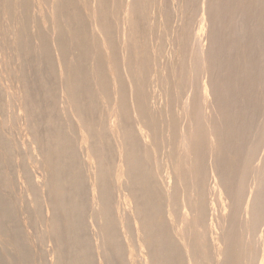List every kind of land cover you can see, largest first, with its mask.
Segmentation results:
<instances>
[{"label": "bare ground", "instance_id": "1", "mask_svg": "<svg viewBox=\"0 0 264 264\" xmlns=\"http://www.w3.org/2000/svg\"><path fill=\"white\" fill-rule=\"evenodd\" d=\"M108 1L0 0V66L13 80L1 69L10 84H0L9 96L0 109V264H264V158L255 142L264 135V0H179L169 8L181 21L173 27L163 0ZM228 11L239 14L235 25ZM141 19L144 32L161 27L167 36L172 27L168 55L164 36L139 33ZM231 52L237 70L227 65ZM27 57L26 68L46 76L38 83L22 66ZM249 76L260 77V92ZM34 89L52 103L36 104ZM231 110L251 111L256 124L241 125L244 114ZM22 121L29 144L12 132ZM42 122L61 126L41 135ZM29 192L36 198L27 201ZM24 204L35 229L41 224L38 237L20 229Z\"/></svg>", "mask_w": 264, "mask_h": 264}, {"label": "rangeland", "instance_id": "2", "mask_svg": "<svg viewBox=\"0 0 264 264\" xmlns=\"http://www.w3.org/2000/svg\"><path fill=\"white\" fill-rule=\"evenodd\" d=\"M110 1H111V0H110ZM110 1H108V2H110ZM150 1L152 2V0H150ZM163 1H165V2L163 3V5H164V8H163V9L166 10V11H164V14L166 13L165 15L170 16V13H169L170 10H173V9H176V8H177L176 6H177V3H178L179 0H163ZM166 1H167L168 3H167ZM170 1H171V2H170ZM185 1H186V0H185ZM111 2H112V1H111ZM187 2H188V0H187ZM187 2H186V3H187ZM189 2H190V0H189ZM189 2H188L187 4H189V6H190V3H189ZM170 3H171V4H170ZM172 3H173V5H172ZM241 3H242V2H241ZM243 3H244V2H243ZM109 4H110V6H108V7H111L112 4H111V3H108V5H109ZM167 4H168V6H167ZM169 4H170V6H169ZM261 4H262V3H261ZM165 5H166V6H165ZM174 5H175V6H174ZM241 5L243 6L244 4H240V6H239L240 9L242 8L241 10H243V7H241ZM172 6H173V7H172ZM166 7H168V9H167ZM171 7H172V8H171ZM174 7H176V8H174ZM261 7L264 8L263 5H261ZM169 8H171V9L169 10ZM44 9H45V11H46V9H47V5H46V8L44 7ZM237 9H239V8L237 7L235 10H237ZM240 9H239V10H240ZM188 10H189V9H188ZM239 10H238V12L241 11V10H240V11H239ZM230 11H231V10H230ZM230 11H228L229 13L227 12L228 14L226 13V14H227L226 16H228V15L230 16V15L232 14V13L230 14ZM243 11H244V10H243ZM261 11H262V10H261ZM261 11H260L258 14H260ZM167 12H168L169 14H167ZM171 12H172V14H171L172 16H170L171 18H170V17L168 18V20L170 19V21L167 20L168 22L166 21L165 23L172 24V25H169V26H172V27H173V26H177V25H178L177 23H181V21L178 22V20L176 19V17L173 16L174 12H173V11H171ZM189 12H190V10H189ZM189 12L187 11V14H188ZM231 12H232V11H231ZM262 12H263V11H262ZM236 13H237V12H235L234 15H237V14H238V13H237V14H236ZM242 13H244V12L241 11L239 14H242ZM239 14H238V15H239ZM258 14H257V15H258ZM261 14H262V13H261ZM165 15H164V16H165ZM188 15H189V14H188ZM234 15L232 14V16H230L231 19H230L229 16H228L229 19L226 17V18H225L226 22H227V21L232 22V21L234 20V18H232V17H234ZM262 15L264 16V14H262ZM262 15L260 16L261 18L263 17ZM158 16H159V15H158ZM167 16H166V17H167ZM189 16H191V14H190ZM189 16H188V18L186 17L187 20H189V18H190ZM240 16H241V15H240ZM256 17L258 18V16H256ZM163 18H164V17H163ZM163 18H162V19H163ZM235 18H236V17H235ZM165 19H166V18H165ZM165 19H164V21H165ZM172 19H173V20H172ZM227 19H228V20H227ZM259 19H260V18H259ZM143 20H144V19H143ZM171 20H172V23H170ZM225 20H224V21H225ZM250 20H251V19H250ZM257 20H258V19H257ZM261 20H262V19H261ZM144 21H146V20H144ZM162 21H163V20H162ZM173 21H174V22H173ZM176 21H177V22H176ZM237 21H238V18H237ZM255 21H256V20H255ZM142 22H143V21H142V19H141V23H142ZM175 22H176V23H175ZM188 22H189V21H188ZM226 22H224V24H223V28H225V26H224L225 24H226V26H228V27H230V28H228V27L225 28V29H226L225 34H226V33H228V34L231 33L232 36L229 35L228 38L231 36L229 39H230V40L232 39V41H233V40L236 41L237 39L235 40V38H237V36L234 37V35H233V34H234L233 31H231V27L233 26V24L231 23L232 26H231L230 24H229V25H230V26H229L227 23H230V22H227V23H226ZM233 22H234V25H235V23H237L236 20H234ZM143 23H144V22H143ZM143 23H142V24H143ZM165 23H164V24H165ZM142 24H141V27H142ZM168 24H165L164 26H162V28H165V26L168 25ZM174 24H175V25H174ZM176 24H177V25H176ZM144 25L147 26V24L144 23V24H143V28H140V29H139V33L142 31L141 35H144V37H147V38L149 39V36H150L151 33H153V32H154V33H155V32H158L159 34H156L155 36H156L157 38H159V40H161V37L164 36V42H165V36H166V33L163 32V34L160 35V32H161L160 30H162L161 27H158L157 29H156V27H155L156 31H154L155 29H153V31H152V30H150L149 28L147 29V27H150V26H147L146 29H147V30H150V32L147 31V30L144 32L143 30H141V29H145ZM166 27H167V26H166ZM172 27H171V29H172ZM235 27H236V26H234V28H235ZM159 28H160V29H159ZM234 28L232 27L233 30H234ZM166 29L168 30V27H167ZM166 29H164L163 31H167ZM171 29L169 28V31H168L169 33L167 32L168 35H170V33H171L170 31H171ZM140 30H141V31H140ZM157 30H158V31H157ZM151 31H152V32H151ZM227 31H228V32H227ZM32 32H34V35H35V31H32ZM148 32H149V33H148ZM161 33H162V32H161ZM164 34H165V35H164ZM258 34H259V33H258ZM261 34H262V33H261ZM261 34L258 35V36H259L258 39L260 38L259 40H261V39L263 40V38L260 37ZM30 35H31V34H30ZM32 35H33V33H32ZM32 35H31V36H32ZM145 35H146V36H145ZM158 35H159V36H158ZM168 35L166 36V39H167ZM262 35H263V34H262ZM153 36H154V35H153ZM232 37H233V38H232ZM256 37H257V36H256ZM256 37H254L253 42H250V41H251L250 39H252L253 37L250 38L249 41L246 39L247 41H244V42L242 43L243 45H241V46H243V48H245L244 45H245V46H248V45L250 46V44H251V46H253L252 44L254 43ZM262 37H264V35H263ZM31 38L33 39V36H32ZM162 38H163V37H162ZM258 39H256L257 42H256V41H255V42H256V44L258 45V47L260 46V48H261V46H263V45H261V44H263V41L261 40L260 43H259V42H258V41H259ZM157 40H158V39H157ZM237 41H239V40H237ZM155 42H156V41H155ZM155 42H154V45L157 46L156 44H159V45H158L159 48H161L162 45H164V44H163V43H164V42H163V39H162V41H161L162 44H160V42H157V43L155 44ZM249 42H250V43H249ZM261 42H262V43H261ZM165 43H166V42H165ZM246 43H249V44L246 45ZM256 44H254V46H256V48H257V45H256ZM160 45H161V47H160ZM165 45L167 46V43H166ZM165 45H164L163 47H166ZM169 45H170V44H169ZM169 45H168V46H169ZM168 46H167L166 48H164L165 51L167 50V55H168L169 52H171L170 47H168ZM170 46H171V45H170ZM171 48H172V46H171ZM235 48H236V47H235ZM260 48H257L256 50H257V51H260V50H259ZM261 49H262V48H261ZM168 50H170V51H168ZM236 50H237V49H236ZM236 50H232V51L234 52V51H236ZM241 50H242V47L240 48V53H241V52H244V51H241ZM245 51L247 52L246 49H245ZM74 52L77 53L78 51H77V50H72V51L70 52V54H71V53L73 54V55H71V57H73L74 55H77V54H75ZM233 52H231V53H229V54L227 55L228 58L225 57V58L227 59V65H229V66H231V65L233 66V64H230V63H235V62H237V61L233 62V60L235 59V56H234L235 54H234ZM246 52H244V53H242V54H245ZM78 53H79V52H78ZM33 54L35 55V53L33 52L31 56H33ZM70 54H69V55H70ZM232 54H233L234 57H231ZM249 54H250V53H249ZM245 55H247V57H248V53L245 54ZM251 55H252V57L249 55L250 58H253L254 54H251ZM257 55H258V53H257ZM257 55H256V57H257ZM31 56H30V54L28 55V57H31ZM35 56H36V55H35ZM35 56H34V57H35ZM259 56H260V55H258V57H259ZM28 57L26 58V59H28V60H25V59H24L25 61H24V60H23V61H22V60H16V61H18V62L16 63V61H15V62L13 63V65L16 63L15 65L18 67V63H19V66H21V65H20L21 62H19V61H22V66H24V69H25V71H26V69L28 68V67L26 68V66H27V62L29 61V58H28ZM34 57H33V58H34ZM229 57H231V58H229ZM236 57H237V55H236ZM254 57H255V56H254ZM258 57H257L256 59L259 61L260 57H259V58H258ZM33 58L31 57L30 60L32 61ZM165 58H166V56H165ZM165 58L162 57V58H161L162 61H163V59L165 60ZM232 58H233V60H232ZM250 58H249V59H250ZM37 59H38V58L35 57L33 63H36ZM226 59H225V60H226ZM228 59H230L231 62H230V61L228 62ZM254 59H255V58H254ZM254 59H252V60H254ZM31 61H30V62H31ZM223 61H224V60H223ZM250 61H251V60H250ZM255 61H256V60H255ZM24 62H25L26 64H25ZM30 62L28 63L29 65H30ZM39 62H40V61H39ZM31 63H32V62H31ZM33 63H32L31 65L34 66V67H36V68H35V70H36V69H37V66H35V65H37L38 63H36L35 65H34ZM223 63H224V62H223ZM237 63H238V62H237ZM237 63H236V65H237ZM24 64H25V65H24ZM0 65L2 66V64H0ZM4 65H5V64H3V66H4ZM29 65H28V66H29ZM31 65H30L29 68H31L32 70H34V67L32 68ZM38 65H39V64H38ZM1 66H0V73H1L2 70H6L7 68H9L8 65H5L3 68H2ZM7 66H8V67H7ZM224 66H225L224 68L226 69V61H225ZM229 66H227V71H231V70H233V69L237 70L236 67H238V65H237V66L234 65L235 67L233 66L234 68L232 67V68H233V69H232V68L229 67ZM10 67H11V66H10ZM239 67H241V64L239 65ZM4 68H5V69H4ZM29 68H28V69H29ZM228 68H231V69L228 70ZM1 69H2V70H1ZM9 69H10V68H9ZM9 69H7V73H8V75H9L8 77H9V78L11 79V81L13 82V80H12V78H11V74H9V72L11 71V69H10V70H9ZM31 69H29V71L27 70L28 72L26 71V72H27V75H28V73H29V75H30V76L28 75V76H29V77H28L29 80H32V79H30V78H32V75H33V74H34V75H33V78H35V79H33V81H35L36 83H38L37 81L40 82L42 79H44V77H46L44 74L41 75L42 71H41V73H40V71H38V70H40V67H39V66H38V69L35 71V73H34V71H33V72H31V74H30V70H31ZM32 70H31V71H32ZM235 70H233V71H235ZM251 71H252V70H251ZM251 71H250V72H251ZM3 73H5V71H2V73L0 74V75L3 76V78H4V79H3V78L0 77V82H1V80H2V82H1L0 84H4V83L6 82V84L3 85V86H6V85H8L7 82H9L10 79H9V81H8V80H7V79H8V78H7V74H3ZM37 73H39V75H38ZM43 73H44V72H43ZM35 74H36V76H38V77H36ZM5 76H6V79H5ZM53 76H55V75H49V78L52 79ZM47 77H48V76H47ZM245 77H246V76H245ZM54 78H55V77H54ZM55 79H56V78H55ZM55 79H54V80H55ZM253 79H254V82H253ZM253 79H251V80H252V81H251V80H250V76H249V78H248L247 80H250V81H248V82H250V83H251L252 85H254L255 87H256V84H258L257 87H258V88H259V87L261 88L262 85H261L260 77H259V76H256V77H253ZM54 80L52 79V81H54ZM255 80H256V81L258 80L259 83H258V81H257V83H255ZM3 81H4V82H3ZM33 81H32V83H34ZM55 81H57V79H56ZM30 82H31V81H30ZM235 83H236V82H235ZM235 83H234V85H235L234 88L237 89V86H236V85H238V87H239L240 84H238V83L235 84ZM9 84H10V82H9ZM260 85H261V86H260ZM1 86H2V85H1ZM254 86H253V87H254ZM257 87H256V88H257ZM239 88H240V87H239ZM256 88H255V89L252 88V89L255 91ZM258 88H257V89H258ZM260 88H259V91H257V92H256V91L254 92L253 90H252V91H253L254 93H258V92H260L262 89L264 90L263 87H262L261 90H260ZM35 90H37V89H34V92H33L34 95H33V96H35V97H37V98L34 97V99H36L34 102L39 101V102L43 103V104L40 105L39 102H36V104H39L40 106H43V105H47V104H51V103H52L51 100H50L49 102L46 101L45 104H44V102H42V100H43V99H42V98H43L42 95H43V94L41 93V91H39V92L37 91L38 93H36V95H37V96H36V95H35V92H36ZM240 91H241V89H240ZM246 92H247V91H246ZM39 93L41 94V97H39V96H40ZM241 93H242V91H241ZM244 93H245V92H244ZM244 93H243V95L246 96V93H245V94H244ZM247 93H250V92H247ZM3 94H4V92H3ZM6 94H7V93H6ZM38 94H39V95H38ZM250 94H251V93H250ZM262 94H263V96H264V91H262L261 95H260V93H259L257 97H256L255 94H254V96H255L256 98H258L257 101H259V100L261 101V99L264 98V97H262ZM0 95L2 96L1 99L3 100V101H2V100L0 99V102H1V101L3 102V103L1 102V103H2V108L0 107V109L3 110V109H5V107H7V106H6V104H7L6 102L8 101V99H9L8 97H9V96H8V94H7V95H5V94L2 95V93H0ZM237 95H238V94H237ZM256 95H257V94H256ZM259 95L261 96V99H259V98H260ZM3 96H4V97H3ZM5 96H6V97H5ZM247 96H249V94H247ZM250 96H251V95H250ZM158 97H159L158 100H159V99H162L161 101L164 100V99H163V96L159 95ZM252 97H253V96H252ZM3 98H5V99H3ZM38 98H39V99H38ZM246 98H247V97H246ZM52 100H54V98H53ZM263 100H264V99H263ZM44 101H45V100H44ZM161 101L159 100V102H161ZM249 101H250V100H249ZM47 102H48V103H47ZM1 103H0V104H1ZM5 103H6V104H5ZM46 103H47V104H46ZM259 103H262V104H263V101H261V102H259ZM3 104H4V105H3ZM249 105H250V103L248 104V106H249ZM260 105H261V104H260ZM263 105H264V104H263ZM263 105H262V106H263ZM263 107H264V106H263ZM7 109L9 110V108H6V110L3 111V114H4L5 112L8 113V110H7ZM251 109H252V110H251ZM10 110H11V109H10ZM36 110H38V109H36ZM39 110H40V109H39ZM250 110L253 111V108H250ZM231 111H233V110H231ZM245 111H247V112H245ZM251 111H250V112H251ZM260 111L263 112V110H259V112H260ZM233 112H234V113L238 112V114H239L240 110H234ZM250 112H249V110H244V111L241 110L240 114H242V113L244 114V115L242 114L243 116L241 115V116L243 117V119L241 120V122H242L241 125H243V126H245V127H249V126L247 125V123H248V122H252V121H253V123L256 124V122H254V121H256V120H254V118H253V116H251L252 114H251ZM253 112H254V111H253ZM253 112H252V113H253ZM255 112H256V113H259V112H257V110H256ZM247 113H248V115H247ZM256 113H254V114L257 116ZM263 113H264V112H263ZM249 114H250V115H249ZM254 114H253V115H254ZM250 116H251V118H250ZM259 116L261 117V119H260V118H259V119H260L261 125H263V126H262V129H263V128H264V120H263V119H264V115L261 116V114H259ZM259 116H258V117H259ZM246 117H247V118H246ZM248 117H249L250 119H249ZM258 117H256L257 120H259ZM262 117H263V118H262ZM245 118H246V120L248 119V120H251V121H248V122L246 123ZM252 118H253V120H252ZM261 120H262L263 122H262ZM238 122L240 123V119L238 120ZM238 122L236 121V123H237V124L235 123L236 126H237V125L240 126V124H239ZM43 123H44V124H43ZM257 123H259V121H258ZM42 124H43V125H42ZM42 124H37V125H41V126H36V128H35V129H36V132H37L38 134H41V135H43V134H44V135H46V134L48 135V134H51L53 131H54V132H53L52 134H54V133L57 131L56 128L58 129L59 126H61V125L56 126V127L54 128L55 130H53V129H52V130H47V128L45 127V122H42ZM232 124H234V123H232ZM232 124H231L230 126H232ZM250 124L252 125V123H249V125H250ZM235 125H234V126H235ZM251 125H250V127H251ZM259 125H260V123H259ZM261 125H260V127H261ZM18 126L21 127V128L23 127V130L20 128V129H17L18 131L20 130V132H17L16 129H15V127H16V128H19ZM234 126H232V127H234ZM236 126H235V127H236ZM10 127H11V126H9L7 129L9 130ZM15 127L13 128V131H12V132L15 131V134L18 136L17 139H19L20 142L23 141L24 143L27 142L26 144H29V142H30L32 136H31L30 134H28V131H27V130H25V128H24L25 126L23 125V121L20 122V123H18V125L15 126ZM10 129H11V128H10ZM35 129H34V130H35ZM260 129H261V128H260ZM24 131H25V132H24ZM46 131H47V132L49 131V133H47ZM156 131H158V130L156 129ZM18 133H21V134L18 135ZM22 134H23V135H22ZM240 135L243 136L242 133H240ZM19 136H20L21 139L19 138ZM21 136H22V137H21ZM25 137H27V138H25ZM237 137H238V136H236L235 140L238 141V142L240 143V140H241V139H237ZM22 138H23V139H22ZM238 138H242V137H238ZM263 138H264V135H263V133L261 132V134H260V133L258 134V136H257V138H256V141H255V142H259L260 145H261L260 152H261V153L263 152V153H262L263 155L261 156V153H260V156H259L260 158H264V157H263V156H264V149H263V147H264V146H263V145H264V139H263ZM25 139H26V140H25ZM27 139H28V140H27ZM233 139H234V138H233ZM233 139L230 140L231 142H230V144H228V146L231 145V143H234V144L236 143V142L233 141ZM13 141H14V143H15L17 140H13ZM25 141H26V142H25ZM23 142H22V143H23ZM238 142H237V143H238ZM237 143H236V145H233L234 147L236 146L235 149L238 147V144H237ZM233 146L231 145V148H230V146L228 147L229 150L227 149V151H231V152H229V154H232V151H233L232 148H233ZM230 149H231V150H230ZM237 150H240L239 147L237 148ZM262 150H263V151H262ZM234 151H235V150H234ZM234 151H233V154L235 153ZM227 154H228V152H227L225 155H227ZM229 154H228V157H229V158H230V157L233 158V156H235L237 153H235L234 155L232 154V155H230V156H229ZM225 157L227 158V156H225ZM229 158H228V159H229ZM234 158H235V157H234ZM236 159H237V157L235 158V160H236ZM229 160L234 161V160L231 159V158H230ZM234 162H236V161H234ZM234 162H232V164H234ZM230 164H231V161H230ZM36 169H37V168L34 167V170L37 172V173H35L34 176L37 175V176H39L38 178L41 179L42 175H40V174L42 173V171H41L40 169H37V170H38V171H37ZM39 171H40V172H39ZM38 172H39V173H38ZM42 174H43V173H42ZM37 176H36V177H37ZM40 176H41V177H40ZM22 183H23V181H22ZM26 184H27V185H26ZM24 185H25L24 187H26V186H28V183H24ZM21 187H22V186H21ZM24 187L21 188L20 192L23 191L22 189H24ZM19 189H20V188H18L16 191L19 192ZM44 191L46 192V190L44 189V190L42 191L43 193L40 192L41 194H39V195H40L39 198H40L41 200H42L43 198H44V199L47 198V195H45V192H44ZM30 193H31V194H30ZM17 194H18V193H17ZM17 194H13V195H16V196L21 195V194H18V195H17ZM26 194H27V193H26ZM26 194H25V195H26ZM43 194H44V196H43ZM46 194H47V192H46ZM27 195H28V196H26V200H27V201H31V200H33L34 198H36V197H34V196H35V193H34V195H33L32 192H29V194H27ZM32 195H33V196H32ZM41 195H42V196H41ZM16 196H15V197H16ZM27 197H28V198H27ZM29 197H30V198H29ZM31 198H32V199H31ZM226 203H227V201H226ZM25 205H26V204H24V205L22 206V209L20 210L19 214L23 212V213H22L23 216H22V217L20 216V217H21V221H24L26 226L22 225V226L20 227V229H21L25 234L27 233L26 235H31V234L34 233L33 235L36 236V234H37L36 231H38V234H39V231L41 230L40 228H38V227H41V224L38 223V224L36 225L37 227H36V229H35V227H34L35 224H31V223H34V221L32 222V220H33L32 218H33L34 216H31V214H32V215L34 214V213H33V212H34V210H33V206H31V207L29 206V207H30V208H28V210L30 209V210H29V213H30V214H29L28 211H27V209H26L28 206H25ZM217 205H218V203H216V204L214 205V207L211 208V210H210V212L214 213V215H213L212 213H211V214L209 213L210 216H211V218H214V217H215L214 219H216V218H217V214H218V215L222 214V213H221V212H222V208L219 207V205H218V207H217ZM24 207H26V208H24ZM31 208H32V209H31ZM214 208H215L216 210H215ZM233 208H234V205H233ZM25 209H26V210H25ZM227 209H228V210H227L226 212H227V213H228V212L230 213V211H231L230 207H227ZM235 209H236V207H235ZM24 210H25L27 213H26ZM32 210H33V211H32ZM217 210H218V211H217ZM31 211H32V212H31ZM220 211H221V212H220ZM28 215H30L32 218H30V216H28ZM27 216L31 219L30 223H28V222H29V221H28L29 219H28V220H27V219H24V218H26ZM210 216H209V218H210ZM20 217H19V219H20ZM23 217H24V218H23ZM28 217H27V218H28ZM235 217H236V218H235L236 220H235L234 218H233V219H234L235 221L238 222L239 219L237 218V214L235 215ZM211 218H210V219H211ZM210 219H209V220H210ZM237 219H238V220H237ZM237 222H236V224H237ZM26 223H27V224H26ZM30 224H31V225H30ZM28 225H30V226H28ZM32 225H33V226H32ZM13 226H14V223H9L7 227H8L9 229H11ZM31 226H32V227H31ZM28 227H31V229L28 228ZM33 227H34L35 232L32 230ZM41 228H42V227H41ZM28 229H29V230H28ZM259 229H260V230H259ZM259 229H258V235L260 236V235H261V232H262V233L264 232V225H263L262 227H260ZM30 230H32L33 233H32V231H30ZM38 234H37V237H38ZM35 236H33V238H34V239H37V237H35ZM31 237H32V235H31ZM35 245H36V244H35ZM35 245H34V246H35ZM37 245H39V242L37 243ZM37 245H36V246H37ZM36 246L33 247V250H35L34 253L36 252V253H38V254H36V256H37V255L40 256V255H41V252H42V251H41L42 249L40 250V248H42L43 246L40 245V246H42V247H40V248H37ZM38 247H39V246H38ZM34 248H35V249H34ZM47 248H50V247L47 246ZM37 249H38V252H37ZM39 250H40L41 252H39ZM49 253H50V252H48L47 255H48ZM37 257H38V256H37ZM47 257H50V256H47ZM38 258H41V257H38ZM38 258H37V259H38ZM38 260H39V259H38ZM41 260H42V259H41ZM204 262H205L206 264H208V262H207L206 260H205ZM252 264H254V261L252 262Z\"/></svg>", "mask_w": 264, "mask_h": 264}]
</instances>
